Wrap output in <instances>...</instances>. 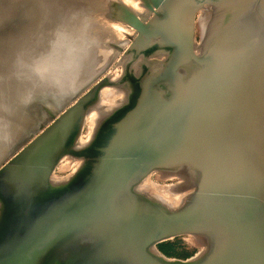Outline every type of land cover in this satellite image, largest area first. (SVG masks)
Returning <instances> with one entry per match:
<instances>
[{"label":"water","instance_id":"1","mask_svg":"<svg viewBox=\"0 0 264 264\" xmlns=\"http://www.w3.org/2000/svg\"><path fill=\"white\" fill-rule=\"evenodd\" d=\"M0 264H264V0H0Z\"/></svg>","mask_w":264,"mask_h":264},{"label":"rangeland","instance_id":"2","mask_svg":"<svg viewBox=\"0 0 264 264\" xmlns=\"http://www.w3.org/2000/svg\"><path fill=\"white\" fill-rule=\"evenodd\" d=\"M151 16H152V13H150L148 15L147 19H149ZM132 36L135 37V34H133ZM129 43H130V39L123 46V50H125L128 47ZM122 54H123V52L119 51V53L116 55V57L113 59V61L106 68V70L104 72H102L95 80H93L86 88H84L76 97H74L62 109L66 108L68 105L73 103L77 97H79L82 93H84L96 81H98L102 77H105L112 70V68L117 63V61L122 56ZM90 116H91V114L87 115L86 119L84 120L83 127H82L81 134H80V139H82V140H85L87 135H88V133L85 131L88 129ZM49 122L50 121L46 122L43 126H46ZM39 131L40 130L36 131L32 136H34ZM28 140H26L25 143ZM25 143H23L21 146H23ZM19 148H17L13 153H15ZM9 157H7L2 163H4ZM68 157L69 156L67 155V153H65L64 155H62V159H59L57 161V163L55 164L53 171L51 173L52 181H56V180H59V179H62V178L68 177V176H72L75 169L80 166V163H83V159L72 160L70 157L69 158ZM159 172L160 171L150 172L145 177L142 188H153L152 189V196H154L155 198H158V199L161 198L160 200H162V202L165 205L167 203V205L172 207L173 205H175L177 202H179L181 199H183L184 197H186L187 195H189L193 191V188L181 190V191H177V192L167 191L166 188L180 184V183H183V181L180 178V176L176 175V174H171L168 176L157 178V174H160ZM165 194L166 195L168 194L167 196H168L169 200L165 199V198L162 199L163 196L165 197ZM167 196H166V198H167ZM161 245H162V250L159 247ZM156 249L160 254H162L164 257H166L168 259L187 260V259H194L197 256V254L203 249V247H197L196 241L193 239L192 235L183 234V235H179V236H176V237H173V238L159 242L156 245Z\"/></svg>","mask_w":264,"mask_h":264},{"label":"bare ground","instance_id":"3","mask_svg":"<svg viewBox=\"0 0 264 264\" xmlns=\"http://www.w3.org/2000/svg\"><path fill=\"white\" fill-rule=\"evenodd\" d=\"M122 48H123V47H122ZM68 158H69V157H68ZM77 162H78V161H77ZM76 165H77V164H76ZM159 173H160V172H159ZM55 180H56V179H55ZM145 182H146V181H145ZM154 191H155V190H154ZM167 195H168V194H167ZM167 195L165 194V197L163 196V198H162V199H164V198H165V199H168V200H169V198H168V196H167ZM157 196H158V195H157ZM157 196H156V197H157ZM166 196H167V198H166ZM160 199H161V198H160ZM170 200H171V199H170ZM161 201H162V200H161ZM164 201H165V200H164ZM171 201H172V200H171ZM177 201H178V200H177ZM172 202H173V201H172ZM166 204H167V203H166ZM188 239H189V238H188Z\"/></svg>","mask_w":264,"mask_h":264},{"label":"snow or ice","instance_id":"4","mask_svg":"<svg viewBox=\"0 0 264 264\" xmlns=\"http://www.w3.org/2000/svg\"><path fill=\"white\" fill-rule=\"evenodd\" d=\"M124 3H125V4H128V3H130V0H124ZM121 11H126V9L121 8Z\"/></svg>","mask_w":264,"mask_h":264},{"label":"trees","instance_id":"5","mask_svg":"<svg viewBox=\"0 0 264 264\" xmlns=\"http://www.w3.org/2000/svg\"><path fill=\"white\" fill-rule=\"evenodd\" d=\"M160 247V249L162 250V245L161 246H159Z\"/></svg>","mask_w":264,"mask_h":264}]
</instances>
